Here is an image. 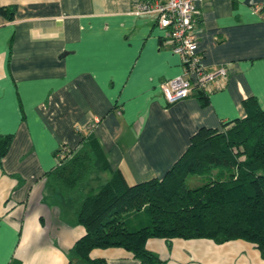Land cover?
<instances>
[{
    "label": "crops",
    "instance_id": "1",
    "mask_svg": "<svg viewBox=\"0 0 264 264\" xmlns=\"http://www.w3.org/2000/svg\"><path fill=\"white\" fill-rule=\"evenodd\" d=\"M140 1L0 0L14 13L0 9V136L12 137L0 161V264H86L74 251L86 229L47 175L57 150L76 148L94 120L111 167L134 184L162 178L200 127L244 117L245 99L264 107V0L197 1L198 52L208 69L229 71L206 104L198 89L167 101L161 85L183 64L154 18L135 12ZM109 178L98 170L92 183ZM146 246L166 264H264L244 239L151 237ZM90 256L141 264L123 247Z\"/></svg>",
    "mask_w": 264,
    "mask_h": 264
},
{
    "label": "trees",
    "instance_id": "2",
    "mask_svg": "<svg viewBox=\"0 0 264 264\" xmlns=\"http://www.w3.org/2000/svg\"><path fill=\"white\" fill-rule=\"evenodd\" d=\"M0 9L12 18L13 11ZM194 89L206 104L210 94ZM244 106V117L221 128L200 127L162 178L130 184L120 169L113 170L90 129L76 148L67 152L62 145L47 179L86 229L74 245L83 262L100 264L90 256L95 248L123 247L141 264H166L147 248L151 237L244 239L264 258V107L256 97ZM11 141V135L0 136V161ZM98 170L110 178L96 187Z\"/></svg>",
    "mask_w": 264,
    "mask_h": 264
},
{
    "label": "built area",
    "instance_id": "3",
    "mask_svg": "<svg viewBox=\"0 0 264 264\" xmlns=\"http://www.w3.org/2000/svg\"><path fill=\"white\" fill-rule=\"evenodd\" d=\"M197 1L199 0H147L140 1L135 9L138 14L148 13L154 18L156 24L164 31L165 39L171 43L173 51L181 58L183 73L164 81L161 85L169 103L190 96L195 87L211 94L215 90V82L223 87L228 78L229 71L226 66L208 69L198 52L197 20L200 10ZM98 120H94L87 128L93 130ZM80 130L81 128L77 127V131ZM64 150L69 152L71 147L64 145ZM59 157H62V154Z\"/></svg>",
    "mask_w": 264,
    "mask_h": 264
},
{
    "label": "rangeland",
    "instance_id": "4",
    "mask_svg": "<svg viewBox=\"0 0 264 264\" xmlns=\"http://www.w3.org/2000/svg\"><path fill=\"white\" fill-rule=\"evenodd\" d=\"M228 170H230V169H228ZM194 178H192V179H190L189 181L191 182V183H193V180ZM148 216V214H146V213H142V214H140V216L139 217H141V218H145V217H147ZM131 220H130V223H136V221H137V219H133V218H130Z\"/></svg>",
    "mask_w": 264,
    "mask_h": 264
}]
</instances>
